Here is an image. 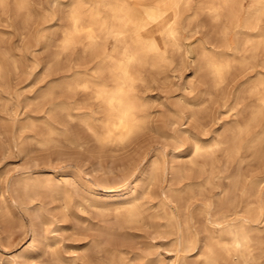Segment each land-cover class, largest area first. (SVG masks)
I'll list each match as a JSON object with an SVG mask.
<instances>
[{"label": "bare ground", "instance_id": "obj_1", "mask_svg": "<svg viewBox=\"0 0 264 264\" xmlns=\"http://www.w3.org/2000/svg\"><path fill=\"white\" fill-rule=\"evenodd\" d=\"M14 1L19 8L30 3L29 0ZM191 1L93 0L87 3V0H54L55 4L63 3L69 7V23L63 27L64 37L59 45L66 49L83 41L84 50L91 51L95 65L77 70L63 83H53L45 95L57 85L84 90L95 107L89 109L91 113L78 116L94 141L100 147L123 148L154 124L150 99L141 87L149 80L147 70L163 73L161 65L174 62L175 54L182 52L180 65L193 64L195 72H204V77L211 80L210 86L188 102L187 117L196 120L195 125L207 133V125L201 121L209 113L208 99L202 101L204 95L209 94L210 100L224 96L228 76L239 67L252 66L259 58L263 68L258 69L237 92L236 105L243 104L238 109L239 115L224 119L213 137H202L193 126L182 128L185 115L169 104L173 116L167 123L171 128L169 136L179 146L185 144L186 136L192 141L191 146L180 150L171 160L165 156L166 152L152 158L145 155L142 166L140 164L142 188L139 189L137 183H124L110 186L108 193L98 195L94 191L95 185L88 184L86 201L89 200L101 213L114 212L115 227L121 230L145 218L151 221L159 218L156 222L160 227L164 226L167 236H172L174 245L175 257L168 264H193L191 255H195L201 264H264L260 260L264 256V0H248L247 3L246 0H199L195 15L206 11L216 25L219 39L211 43L194 40L185 33L188 28L181 22ZM7 2L0 0L2 5ZM109 39L114 41L111 47ZM170 75L165 74L167 78ZM188 83L192 84L191 80ZM245 92L250 97L248 102L241 100ZM187 97L185 92L180 95L181 100ZM60 107L67 110L65 105ZM67 113L75 115L69 110ZM28 127L42 131L40 137H36L34 131L26 134L38 145L47 146L56 141L50 135L56 130L48 120L32 117L25 121L19 127L22 136ZM20 143L24 148L23 138ZM220 152L225 154L226 164L236 162L233 171L223 170L219 164ZM66 177L36 174L33 170L14 184L30 199L47 191L60 196L69 207L73 199L72 187ZM216 177L228 179L226 186L220 187L219 197L193 200L204 194L208 186L215 183ZM156 182H160L157 191L153 188ZM9 185L3 189L7 205L8 200L14 198L6 197ZM148 193L154 194L156 201L146 199ZM3 211L4 206L0 203V213ZM105 233L110 235L113 231L108 228ZM57 243L56 236L46 234L41 245L32 242L23 247L22 255L36 257L50 247L60 264H82L77 257L57 249ZM93 250L95 254L90 261L94 260L95 264H151L154 259L153 255L144 258L141 254H130L108 239L96 241ZM16 260L15 255L5 257L0 254V264H14Z\"/></svg>", "mask_w": 264, "mask_h": 264}, {"label": "rangeland", "instance_id": "obj_2", "mask_svg": "<svg viewBox=\"0 0 264 264\" xmlns=\"http://www.w3.org/2000/svg\"><path fill=\"white\" fill-rule=\"evenodd\" d=\"M92 1L87 0V3ZM29 2L27 6L21 8L15 5L14 0H8L4 5L0 4V203L4 206V211L0 213V254L5 257L15 255L17 260L14 264H60L50 247L43 249L36 257L22 255V250L32 242L41 245L47 234L57 237V249L68 256L77 257L82 264H93L94 260L90 259L95 254L94 243L103 239H108L118 248L128 250L130 254H141L144 258L153 255L155 260L150 261L151 264H168L175 257L174 245L171 242L172 236H167L164 226L160 227L156 222L159 218H155L154 221L145 218L122 230L116 228L114 212L101 213L89 200L86 201L88 184L95 185L94 191L98 195L108 193L110 186L115 187L124 183H137L139 189L142 188L140 164L145 155L152 158L155 154L161 155L166 152L165 156L171 160L180 153V150L187 149L192 144V141L184 136L186 142L179 146L169 136L171 128L167 123L169 119H173L169 104L176 109L175 111L185 115L184 123L180 125L182 128L193 126L202 137L211 138L224 119L239 115L238 109L243 104L236 105L237 92L253 78V75L255 76L258 69L263 68L261 60L258 58L252 66L234 70L225 82L224 96L220 98L217 96L218 100H210L209 94L204 95L202 101L208 99L209 113L205 118H201L208 129L207 133H203L202 127L195 125L196 120H188L190 107L188 102L208 89L211 80L204 77L203 71L195 72L193 64L180 65L182 52L176 53L174 62L167 61L161 65L163 73L147 70L149 80L141 85L142 91L150 99L149 108L155 119L154 124L144 129L123 148L100 147L78 116L86 112L91 113L89 109L95 107L84 90H70L64 85H57L50 94L45 95L53 83H63L77 70L93 67L95 59L90 55L91 51L84 50L83 41H77L66 49L59 45L64 37L63 27L69 23L67 5L55 4L54 0ZM189 6L185 9L181 22L188 28L185 31L186 35H190L194 40L216 42L219 39L216 25L207 12L202 11L195 15L199 0H192ZM232 40L235 41L233 36ZM108 41L111 47V42L114 41L113 39ZM166 73L171 75L167 78ZM190 80L192 84L188 83ZM182 92L187 94L188 99L181 100ZM249 98L245 92L241 100L248 102ZM60 105L67 106V110L75 115H68L67 110L61 109ZM93 114L99 115L100 112ZM31 116L48 120L56 130L50 134L56 141L41 146L35 139L31 140L26 134L34 131L37 132L35 136L40 137L42 131L40 132V128L37 127L34 130L32 127L26 128L25 136H22L19 127L32 118ZM22 138L24 148L20 143ZM16 139L19 141L16 142ZM220 154L219 164L223 170L233 171L236 162L226 164L225 154L223 152ZM33 170L36 174L67 176L72 187L73 199L70 206L66 207L60 196L51 195L47 191H42L32 199L22 195L14 183L20 178L23 180L25 175ZM226 181L228 179L225 177H216L215 183L193 200L216 199L220 195V187L226 186ZM7 185L10 189L6 197H14L13 201L8 200L9 205L4 203L3 195V189ZM159 187L160 182L153 185L155 191L159 190ZM153 195L148 193L146 199L156 201ZM108 228L113 234L105 233ZM203 234L201 233V236ZM82 247L87 249L84 250ZM262 254L264 255V252ZM190 259L194 261L193 264H201L195 255H191ZM260 260L264 261V256Z\"/></svg>", "mask_w": 264, "mask_h": 264}]
</instances>
